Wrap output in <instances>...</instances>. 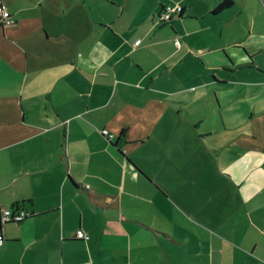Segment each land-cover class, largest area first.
<instances>
[{"label":"crops","instance_id":"1","mask_svg":"<svg viewBox=\"0 0 264 264\" xmlns=\"http://www.w3.org/2000/svg\"><path fill=\"white\" fill-rule=\"evenodd\" d=\"M225 1L0 0V264H264V0Z\"/></svg>","mask_w":264,"mask_h":264},{"label":"built area","instance_id":"2","mask_svg":"<svg viewBox=\"0 0 264 264\" xmlns=\"http://www.w3.org/2000/svg\"><path fill=\"white\" fill-rule=\"evenodd\" d=\"M183 11L182 7L180 6H167L165 9L164 14L162 15V19L164 21H170V19L174 16V14L181 13ZM0 18L6 25H11L13 21L11 20V15L9 11L6 9L5 6L0 4ZM180 45V42H178ZM103 135H108V131H103ZM30 216L29 212L24 210L21 211H13V210H4L1 213L0 222L2 225H6L8 223H21L26 220ZM78 237L80 239L88 240L89 237L86 236L82 231L78 232ZM4 239L3 236L0 235V246L3 245Z\"/></svg>","mask_w":264,"mask_h":264},{"label":"trees","instance_id":"3","mask_svg":"<svg viewBox=\"0 0 264 264\" xmlns=\"http://www.w3.org/2000/svg\"><path fill=\"white\" fill-rule=\"evenodd\" d=\"M232 5H233V2L231 0H227V1H225L222 4L219 5V7L216 9V12H220L222 10H226V9L230 8ZM165 9H166V7L163 9L162 15L164 14ZM182 14H183V11L181 13L174 14V16L170 19V21H164L162 19V15H161L160 21L163 22V23H171L175 16H177V15L181 16Z\"/></svg>","mask_w":264,"mask_h":264}]
</instances>
